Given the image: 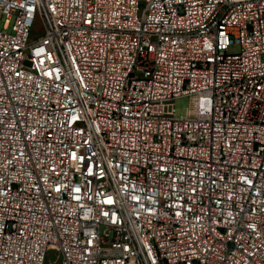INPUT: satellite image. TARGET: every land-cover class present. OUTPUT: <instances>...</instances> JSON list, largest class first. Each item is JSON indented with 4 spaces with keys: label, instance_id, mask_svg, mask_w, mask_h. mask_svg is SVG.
Wrapping results in <instances>:
<instances>
[{
    "label": "built area",
    "instance_id": "2783aa9c",
    "mask_svg": "<svg viewBox=\"0 0 264 264\" xmlns=\"http://www.w3.org/2000/svg\"><path fill=\"white\" fill-rule=\"evenodd\" d=\"M2 18L0 264H264V0Z\"/></svg>",
    "mask_w": 264,
    "mask_h": 264
},
{
    "label": "rangeland",
    "instance_id": "374dc122",
    "mask_svg": "<svg viewBox=\"0 0 264 264\" xmlns=\"http://www.w3.org/2000/svg\"><path fill=\"white\" fill-rule=\"evenodd\" d=\"M4 21V18L0 20V28L2 27V23ZM13 20H10V23H12ZM10 31V28L8 29ZM41 29H40V23L35 22L34 27L32 28V37H36L40 34ZM239 50V45L237 44H231L229 47L228 52L229 53H235ZM191 106V101L188 96H181L175 99L174 101V107H175V117H182L185 116ZM46 264H57L59 263V260L57 259V253L55 251H48L46 255Z\"/></svg>",
    "mask_w": 264,
    "mask_h": 264
}]
</instances>
